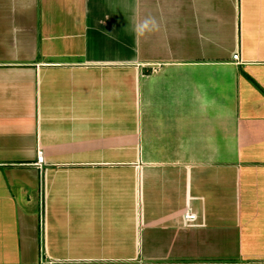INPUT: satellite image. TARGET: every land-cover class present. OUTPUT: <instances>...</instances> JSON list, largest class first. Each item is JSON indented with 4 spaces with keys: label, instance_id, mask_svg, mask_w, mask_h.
Returning a JSON list of instances; mask_svg holds the SVG:
<instances>
[{
    "label": "crops",
    "instance_id": "1",
    "mask_svg": "<svg viewBox=\"0 0 264 264\" xmlns=\"http://www.w3.org/2000/svg\"><path fill=\"white\" fill-rule=\"evenodd\" d=\"M0 264H264V0H0Z\"/></svg>",
    "mask_w": 264,
    "mask_h": 264
},
{
    "label": "clouds",
    "instance_id": "2",
    "mask_svg": "<svg viewBox=\"0 0 264 264\" xmlns=\"http://www.w3.org/2000/svg\"><path fill=\"white\" fill-rule=\"evenodd\" d=\"M150 25L154 27V21L144 20L135 26V32L138 36L144 35L146 31H150Z\"/></svg>",
    "mask_w": 264,
    "mask_h": 264
},
{
    "label": "built area",
    "instance_id": "3",
    "mask_svg": "<svg viewBox=\"0 0 264 264\" xmlns=\"http://www.w3.org/2000/svg\"><path fill=\"white\" fill-rule=\"evenodd\" d=\"M233 59L234 60H239V54H235L233 55ZM44 160H45V156H44V153L42 150H39L38 151V154H37V165L39 166H42V164L44 163ZM191 217H195L194 215H192Z\"/></svg>",
    "mask_w": 264,
    "mask_h": 264
}]
</instances>
